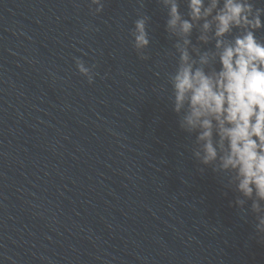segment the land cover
<instances>
[{
  "label": "water",
  "instance_id": "water-1",
  "mask_svg": "<svg viewBox=\"0 0 264 264\" xmlns=\"http://www.w3.org/2000/svg\"><path fill=\"white\" fill-rule=\"evenodd\" d=\"M90 7L0 0V264H264L254 217L201 174L160 91L175 66L167 11ZM138 15L151 18L147 60ZM75 58L95 65L92 84Z\"/></svg>",
  "mask_w": 264,
  "mask_h": 264
},
{
  "label": "clouds",
  "instance_id": "clouds-1",
  "mask_svg": "<svg viewBox=\"0 0 264 264\" xmlns=\"http://www.w3.org/2000/svg\"><path fill=\"white\" fill-rule=\"evenodd\" d=\"M139 2L143 8L145 0ZM257 2L157 0L167 11L175 60L160 91L168 93L179 128L195 136L191 155L201 174L211 168L223 187L236 193L230 206L244 220L251 214L255 233L264 239V37L257 36L264 29V7ZM89 3L95 6L92 15L104 10V0ZM150 19L138 15L130 30L141 60L149 59L144 50L150 45ZM75 65L92 84L95 65L80 58Z\"/></svg>",
  "mask_w": 264,
  "mask_h": 264
}]
</instances>
